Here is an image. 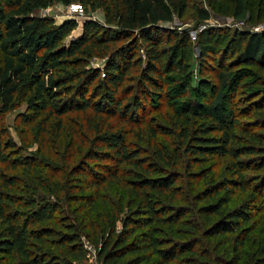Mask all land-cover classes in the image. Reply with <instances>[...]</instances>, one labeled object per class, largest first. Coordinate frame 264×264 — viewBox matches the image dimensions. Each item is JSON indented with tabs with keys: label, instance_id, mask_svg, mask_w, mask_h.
<instances>
[{
	"label": "trees",
	"instance_id": "16d2710c",
	"mask_svg": "<svg viewBox=\"0 0 264 264\" xmlns=\"http://www.w3.org/2000/svg\"><path fill=\"white\" fill-rule=\"evenodd\" d=\"M56 1L101 7L104 20L86 19L67 41L75 18L36 14ZM188 5L0 0V264H264V30L223 27L220 56V27L199 32L209 82L192 85L187 65L174 62L192 38L161 24ZM251 5L234 0L236 21L249 18ZM179 77L182 89L171 82ZM244 90L249 101L240 105ZM157 95L171 109L168 121L150 114ZM18 101L27 106L16 128L21 145L4 123ZM68 118L75 127L67 137ZM27 140L39 144L35 154L23 152Z\"/></svg>",
	"mask_w": 264,
	"mask_h": 264
},
{
	"label": "rangeland",
	"instance_id": "374dc122",
	"mask_svg": "<svg viewBox=\"0 0 264 264\" xmlns=\"http://www.w3.org/2000/svg\"><path fill=\"white\" fill-rule=\"evenodd\" d=\"M251 2L252 11L250 12V16L247 19L244 20H238L233 16V8H234V0H189V5L183 14L182 17H176L173 21H164L161 22L162 25L168 26V27H177L181 30H187L188 34L192 38V46L190 47L189 51L183 55V57H178L174 62L177 63V61L184 62V64L187 65L189 76L191 77V84L192 85H198V83L201 80H206L209 82L208 76H209V70L208 66L205 68V71H203V66L206 64H209V54L204 59H201V48L197 42V36L199 32H201L204 29L209 28L210 26L214 27H220L218 31H216L214 34V39L216 40V47L215 50L218 53V55H221L222 48L226 42V36L224 32L223 27H229L230 29L233 28H243V29H249L258 31L262 28H264V10L263 16H260V0H249ZM71 4H78L79 8L76 9L71 7ZM69 5H66L60 1H56L50 6L46 8H41L36 11V14L39 15H50L53 16L57 23L62 22L65 19L68 18H75L77 21V27L70 33V35L67 37V41L76 38L82 33L83 30V24L86 19H97V20H104V12L101 7L95 9V10H86L83 9V6L80 5L78 2H73ZM259 5V6H258ZM202 6L206 7L211 14V17L207 20H201L197 17V7ZM264 30V29H263ZM210 51H214L213 48H210ZM170 52V50H169ZM168 52V53H169ZM171 53L168 54L167 61L171 60ZM174 58V57H173ZM103 61L102 59H97L93 62V65H99ZM202 62V64H201ZM180 63V62H179ZM168 71H166L167 73ZM169 73V72H168ZM167 73V74H168ZM171 81V79H169ZM173 84L175 86L177 85L179 89L184 88L185 79L184 78H177L172 79ZM174 86V85H173ZM167 89H171V84L166 85ZM206 92H209V90H206ZM240 95L236 96V100H239V104H246L248 102V93L246 90H244ZM247 93V95H246ZM202 93L194 94L191 91L187 90L186 98L193 100L194 102H202L204 96L201 95ZM241 96V97H240ZM241 98V99H238ZM151 104L149 105L152 109L151 115L156 118L158 122H162L164 120L170 119L171 109L166 104V101L161 96L153 97V99L150 100ZM27 110V106L24 102H16L15 107L10 110L8 113L4 115V123L9 129V132L11 136L14 138V140L17 142L18 145H21V138L17 132V126L19 125L20 115ZM70 117L77 118L79 121L76 122L79 130H84V122L83 119H81L80 115H77L76 113L71 114ZM69 120L66 121L65 124V132L66 136H70L73 133V128L75 127V122H73L72 118H68ZM29 141L27 140L26 144ZM81 145L80 141L77 140L75 147H78ZM39 144L37 142H33V144H30L26 146L23 150L25 154H35L36 151H38ZM58 155L60 156L63 153V148L61 147L58 149ZM80 148H78V151L75 152V154L70 157V160L75 162L76 160L81 157V152L79 151ZM60 161L63 163L66 162L65 156L60 157ZM219 166L216 167L215 170H219ZM61 175V173H59ZM107 192V191H106ZM110 196H112L113 200H118L119 195L116 194V189L111 188L109 191ZM117 227H120V223ZM260 227H258L259 229ZM253 233V238L255 235H257L258 230ZM85 244L88 248V256L90 262L97 263V255H96V247L95 245L86 237H84Z\"/></svg>",
	"mask_w": 264,
	"mask_h": 264
},
{
	"label": "built area",
	"instance_id": "2783aa9c",
	"mask_svg": "<svg viewBox=\"0 0 264 264\" xmlns=\"http://www.w3.org/2000/svg\"><path fill=\"white\" fill-rule=\"evenodd\" d=\"M81 5V4H80ZM71 7H73V9L74 8H76V9H78L79 8V5L78 4H71ZM264 28H262V29H260V30H258V31H261V30H263Z\"/></svg>",
	"mask_w": 264,
	"mask_h": 264
}]
</instances>
